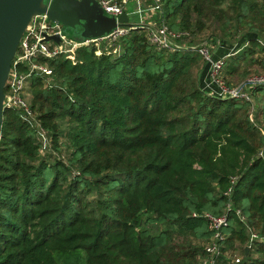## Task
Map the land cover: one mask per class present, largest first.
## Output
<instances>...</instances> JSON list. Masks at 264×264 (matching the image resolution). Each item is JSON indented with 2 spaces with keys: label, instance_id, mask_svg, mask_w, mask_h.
Segmentation results:
<instances>
[{
  "label": "trees",
  "instance_id": "16d2710c",
  "mask_svg": "<svg viewBox=\"0 0 264 264\" xmlns=\"http://www.w3.org/2000/svg\"><path fill=\"white\" fill-rule=\"evenodd\" d=\"M162 19L189 35L181 49L131 30L100 55L47 61L52 79L33 77L23 95L35 123L5 109L0 264H204L206 214L228 218L217 264H264V242H251L264 236V87L253 100L204 91L193 40L209 31V44L236 48L224 69L241 86L264 72V0H164Z\"/></svg>",
  "mask_w": 264,
  "mask_h": 264
},
{
  "label": "built area",
  "instance_id": "2783aa9c",
  "mask_svg": "<svg viewBox=\"0 0 264 264\" xmlns=\"http://www.w3.org/2000/svg\"><path fill=\"white\" fill-rule=\"evenodd\" d=\"M97 1L105 9L108 16L118 18L126 12L129 16L135 15L138 18V22H135L136 24L133 22L135 26L132 28H119L106 38L79 43L64 36L62 25L49 20L46 14L34 16L23 34L17 54L12 62V68L5 88L4 109L19 110L26 121L35 123L33 112L23 95L33 77H48L50 80L52 79L53 70L47 61L63 55L72 57L78 49L91 47L92 45L97 47L96 53L100 55L102 46L105 43L113 44L131 30L145 29L148 32L150 42L158 50L175 51L181 49L180 40L185 38L186 33L172 31L162 19L164 0ZM131 4L134 10L128 13V7ZM47 37H59L60 43L53 39L47 40ZM197 49L208 69L212 84L210 85L216 87L218 93L216 96L251 100L249 94L243 92L244 88L250 92V89L264 87V72L252 76L240 87H229L222 76L225 66L224 59H216L209 45H201ZM39 134L43 144L42 152H45L49 147V140L43 129H39ZM205 217L209 222V228L215 231V235L206 248L210 259L208 258L204 261V264H217L215 257L221 255V251L216 241L221 238V230L228 226V218L226 215L214 217L210 214H206ZM254 241L264 242V236H258L255 233L251 234V242ZM236 262L239 263L240 259H237Z\"/></svg>",
  "mask_w": 264,
  "mask_h": 264
},
{
  "label": "water",
  "instance_id": "95a60500",
  "mask_svg": "<svg viewBox=\"0 0 264 264\" xmlns=\"http://www.w3.org/2000/svg\"><path fill=\"white\" fill-rule=\"evenodd\" d=\"M40 14L61 24L63 35L79 43L103 39L119 28L135 26L126 12L118 18L108 16L97 0H0V139L12 62L29 22ZM51 39L60 43L59 37H47ZM249 249L245 248L246 254Z\"/></svg>",
  "mask_w": 264,
  "mask_h": 264
},
{
  "label": "rangeland",
  "instance_id": "374dc122",
  "mask_svg": "<svg viewBox=\"0 0 264 264\" xmlns=\"http://www.w3.org/2000/svg\"><path fill=\"white\" fill-rule=\"evenodd\" d=\"M134 10L133 8V5H129L128 7V12H130L131 10ZM130 18L132 21H134L135 19V15H130ZM138 22V18L136 19V23ZM135 23V24H136ZM211 32L209 31H206L205 33L201 34V35H196L194 36L193 40H194V43H195V47L197 46H201V45H209L212 53L214 54V56H217L218 58L216 59H221L220 57H224L223 55H225L227 53V49H224V50H221V49H218V45H213V44H209L208 41L206 42V38L208 37V35H210ZM241 33L243 32H238V37H241ZM185 37H189V35L186 33ZM233 43L235 45H237V41L236 40H233ZM222 51H225V53H223ZM231 51H236V48H231L230 49V52ZM223 53V54H221ZM259 57L261 59H264V54H259ZM224 59V61H229L230 58H222ZM204 63V62H203ZM205 64V63H204ZM261 68L259 66H256L253 70H252V74H258V71L260 70ZM225 70L226 68L224 69V71L222 72V76L224 77V79L227 81V82H231L232 83V87H236L239 85V83L237 82V80L234 78V79H230L229 77H227L226 73H225ZM210 77V75H209ZM211 84V82H210ZM212 85V84H211ZM242 86V85H241ZM240 87V86H239ZM216 88V87H215ZM244 93H247V94H250V92L244 88ZM263 96H264V91H262L261 93ZM253 100V99H251ZM258 105V104H257ZM258 111V109H257ZM254 119L255 121L257 122V125L264 128V118H262L261 116L259 117V114H257V112L255 111V114H254ZM62 142L66 143V139H62ZM62 155V158L64 159H67L68 156H69V151L64 147L63 148V152L60 154ZM203 246L205 245V243H202ZM260 255H257V254H254L253 257L254 258H258ZM243 258V251H242V247L237 245L234 249H231L229 250L226 254H225V260L227 259L229 263H237L236 260L237 259H240L242 260ZM221 264V263H220Z\"/></svg>",
  "mask_w": 264,
  "mask_h": 264
},
{
  "label": "crops",
  "instance_id": "0c3cea01",
  "mask_svg": "<svg viewBox=\"0 0 264 264\" xmlns=\"http://www.w3.org/2000/svg\"><path fill=\"white\" fill-rule=\"evenodd\" d=\"M132 11H133V9L130 12H132ZM134 19H135L134 21H132V20L131 21L135 23L137 17L135 16ZM223 53H225V52H223ZM223 53H221V54H223ZM233 55H235V52L231 51V52H227L225 55H223L224 57L221 56L220 58H226L227 59V58H231ZM215 57L218 58L217 56H215ZM201 86H202V89L204 91L218 95L216 88L210 85V77H209L208 69H206V68H205V71L203 72V74L201 76Z\"/></svg>",
  "mask_w": 264,
  "mask_h": 264
}]
</instances>
